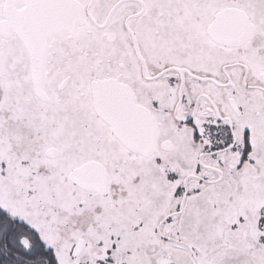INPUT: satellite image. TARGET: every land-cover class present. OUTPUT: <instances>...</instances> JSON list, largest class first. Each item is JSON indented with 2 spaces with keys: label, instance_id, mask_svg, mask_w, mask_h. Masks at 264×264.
<instances>
[{
  "label": "snow or ice",
  "instance_id": "1",
  "mask_svg": "<svg viewBox=\"0 0 264 264\" xmlns=\"http://www.w3.org/2000/svg\"><path fill=\"white\" fill-rule=\"evenodd\" d=\"M0 264H264V0H0Z\"/></svg>",
  "mask_w": 264,
  "mask_h": 264
}]
</instances>
